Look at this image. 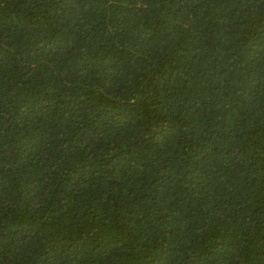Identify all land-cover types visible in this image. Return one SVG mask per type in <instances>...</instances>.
Segmentation results:
<instances>
[{"label": "trees", "instance_id": "1", "mask_svg": "<svg viewBox=\"0 0 264 264\" xmlns=\"http://www.w3.org/2000/svg\"><path fill=\"white\" fill-rule=\"evenodd\" d=\"M0 264H264V0H0Z\"/></svg>", "mask_w": 264, "mask_h": 264}]
</instances>
